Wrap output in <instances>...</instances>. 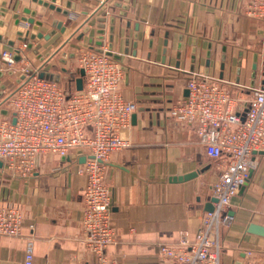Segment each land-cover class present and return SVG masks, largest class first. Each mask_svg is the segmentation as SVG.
Instances as JSON below:
<instances>
[{
    "label": "crops",
    "instance_id": "crops-1",
    "mask_svg": "<svg viewBox=\"0 0 264 264\" xmlns=\"http://www.w3.org/2000/svg\"><path fill=\"white\" fill-rule=\"evenodd\" d=\"M2 2L7 12L0 15V117L10 114L8 99L20 82L18 72L3 71L2 54L13 56L24 42L38 46L37 54L25 49L17 67L59 74L61 83L73 89L78 49L99 47L96 30L105 6L102 46L108 49L110 44L112 19L111 53L124 69L120 93L137 107L133 122L131 117V145L113 152L105 171L104 181L112 193L111 222L117 233L116 244L107 254L118 264H169L158 256L160 245L178 242L180 232L193 233L197 218L206 213L204 205L211 198L208 187L217 179L222 161L207 157L196 127L177 124L168 110L185 97L184 82L190 74L204 75L209 44L208 77L218 80L237 100L248 101L250 88L264 77V24L244 16L248 0H55L52 4L67 10V17L31 0H0V7ZM24 9L34 11V21L42 23L37 30L15 24V14L29 18ZM52 21H61L64 31L55 29ZM39 33L43 37H37ZM180 36L181 57L175 68ZM193 39L196 60L190 72ZM254 54L257 68L251 79ZM72 155L74 159L69 158ZM81 157L77 153L65 158L39 155L35 172L26 179L4 174L0 166V206L18 207L24 217L22 237H0V264H22L25 237L33 239V264H95L80 240L86 185V177L78 173ZM253 159L256 166L228 210L233 221L220 231V264H248L250 258L242 254L251 250L252 258L264 259V238L246 234L249 223L264 226V153ZM192 172L198 175L189 181H171Z\"/></svg>",
    "mask_w": 264,
    "mask_h": 264
},
{
    "label": "built area",
    "instance_id": "built-area-1",
    "mask_svg": "<svg viewBox=\"0 0 264 264\" xmlns=\"http://www.w3.org/2000/svg\"><path fill=\"white\" fill-rule=\"evenodd\" d=\"M242 13L264 24V0H248ZM19 25L29 28L27 22ZM26 44L17 50L19 61L24 60ZM2 58L3 71L18 72L22 79L8 99L10 114L0 117L1 170L26 179L35 172L39 155H83L85 161L78 170L86 177L80 240L95 264H118L107 254L116 244L117 233L111 222L112 193L104 176L111 154L131 145V117L137 107L120 93L123 66L103 46L81 47L76 62L84 72L83 88L76 91L74 87L68 93L61 82L39 78L40 70L18 68L10 53H3ZM184 89L188 95L178 99L168 113L177 124L194 125L206 156L222 161L217 179L208 187L216 202L211 212L197 218L192 234L180 232L178 242L160 245L158 256L169 264H220V231L233 221L228 213L232 199L256 166L253 153L264 151V83L250 88L251 98L244 103L218 80L203 74H190ZM23 224L18 207L0 206V237H22ZM24 240L22 264H33V239ZM253 253H244L250 258L248 264H264L263 258H252Z\"/></svg>",
    "mask_w": 264,
    "mask_h": 264
},
{
    "label": "water",
    "instance_id": "water-1",
    "mask_svg": "<svg viewBox=\"0 0 264 264\" xmlns=\"http://www.w3.org/2000/svg\"><path fill=\"white\" fill-rule=\"evenodd\" d=\"M33 3H37L38 5H41L45 8H48L49 10H53L55 12H57L58 14H61L62 16L64 17H67L68 16V11L67 10H62L60 9L59 7H56L54 6V1L55 0H47V1H43V0H31ZM67 8H73V6H71L70 4H67ZM102 15L98 18V26H97V30H96V35L98 37V41L95 43L97 46H102V39H103V35H104V28H105V21H106V16H107V12H106V8L105 6L102 7ZM7 12V8H5V3L2 2L1 4V7H0V15H5ZM24 13L26 14H29V18H19L17 16V14H15L13 16V19L15 20V24H19V22H27L29 25H32L34 30H37L38 27L41 26V22H35L34 21V16H35V12L34 11H29L28 9H24L23 10ZM20 19V20H19ZM113 20L111 19L110 20V28H109V32H110V36L108 38V41H109V46H108V53L112 55L111 53V42H112V35L111 33L113 32ZM1 24V23H0ZM52 26L57 29V30H60V32H63L64 31V27H62V22L61 21H52ZM84 32H88V28L85 29ZM54 32H51L49 34V36L53 35ZM17 35L21 36V32H18ZM35 35H31L30 36V39H34ZM37 37L41 38L43 37L41 33H39L37 35ZM48 38V36H46V39ZM136 39V37H135ZM179 40V43H178V46H177V53H176V64H175V68H179V61H180V57H181V47H182V36H180L178 38ZM93 40H90V43H92ZM125 44L127 45L128 42L125 41ZM167 44V40L164 42V45L166 46ZM136 44H134L135 46ZM39 47H35V48H32V44L31 43H27L26 44V50H32V52L34 54H37V49ZM223 52H225V49L223 48L222 49ZM165 53V51H164ZM241 53L238 54V61H237V67H240L241 65ZM206 59H205V70H204V75L205 76H208V73H209V68H210V59H211V44L208 45L207 47V53H206ZM13 59L14 61L18 62L20 60V54L19 52L16 50L14 52V55H13ZM116 59H118L116 57ZM195 60H196V39H193L192 42H191V49H190V67H189V71L190 72H193V69H194V64H195ZM220 69L223 70L224 69V65H225V54H223L220 58ZM257 55L254 54L252 56V64H251V79H254L255 77V71H256V68H257ZM239 70L240 68L237 69V73H239ZM66 70L65 69H62V72H65ZM8 74H11V72L9 71ZM2 75V73L0 72V76ZM83 77H84V72L83 70H78V76L77 78L74 80V84H75V90L76 91H81L82 88H83ZM39 78H42V79H46V80H51V81H55L57 83H60L61 82V78H60V75L59 74H54L52 72H45V71H40L39 72ZM22 79L19 78L18 79V82ZM262 83H264V80L262 81ZM253 86V82H251V84ZM1 88L3 89L4 86H1ZM188 95V90L185 89V92H184V96H187ZM135 119V115H132V122L134 121ZM12 123H15V118L13 117L12 118ZM264 151H260V152H254L253 154H263ZM62 158H65V156H62ZM70 159H74L75 156H70L69 157ZM78 161L80 163H84L85 161V157H81L78 159ZM0 166H2V163L0 162ZM198 175L197 172H192V173H189V174H186V175H183V176H180V177H177V178H171V181L176 183V182H185V181H189L193 178H195L196 176ZM250 176V173L248 175V178ZM248 178L246 179L245 183L247 182ZM244 183V184H245ZM216 202V199L211 197L210 200L204 205V211L205 212H211L213 210L212 208V203ZM246 234L248 235H252V236H257V237H261V238H264V226H261V225H258V224H254V223H249L246 227ZM245 254H242V257H244ZM239 264V263H237Z\"/></svg>",
    "mask_w": 264,
    "mask_h": 264
},
{
    "label": "rangeland",
    "instance_id": "rangeland-1",
    "mask_svg": "<svg viewBox=\"0 0 264 264\" xmlns=\"http://www.w3.org/2000/svg\"><path fill=\"white\" fill-rule=\"evenodd\" d=\"M76 66H77V64H76ZM77 76H78V74H76ZM76 76V77H77ZM61 85L63 86V88L68 92V93H71L72 92V88L70 87V88H68L64 83L62 84L61 83Z\"/></svg>",
    "mask_w": 264,
    "mask_h": 264
}]
</instances>
